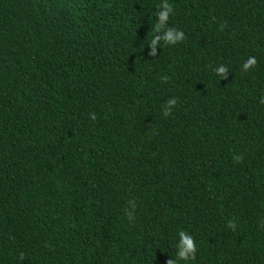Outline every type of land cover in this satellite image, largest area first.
Wrapping results in <instances>:
<instances>
[{"label":"trees","instance_id":"16d2710c","mask_svg":"<svg viewBox=\"0 0 264 264\" xmlns=\"http://www.w3.org/2000/svg\"><path fill=\"white\" fill-rule=\"evenodd\" d=\"M158 2L0 0V264H264V0Z\"/></svg>","mask_w":264,"mask_h":264},{"label":"clouds","instance_id":"9594fccd","mask_svg":"<svg viewBox=\"0 0 264 264\" xmlns=\"http://www.w3.org/2000/svg\"><path fill=\"white\" fill-rule=\"evenodd\" d=\"M157 11L154 13L156 17V22L153 27L152 37L150 40L149 46L151 47V53L154 55L156 51V45L161 42V40L165 41L168 44H176L177 42L183 41L184 32L182 30H175L172 27L167 26V22L170 19L171 14L174 12V6L170 2V0H159L156 4ZM257 60L255 57H249L242 65L244 70H248L250 67L255 65ZM216 74L222 79L225 78L228 74V69L225 66H219L215 69ZM166 79V77L164 78ZM176 105V100L171 98L167 101V105L163 107V115L167 117L172 108ZM241 159L240 156H234V160L239 161ZM59 220H69L71 218H76L77 212H69V211H56ZM127 212V210H126ZM63 214H66V217H63ZM129 220L132 219V214L127 213ZM63 227L71 232L72 228L70 223H61ZM229 228H234V223L232 221L228 222ZM179 240L177 243V252L176 256L179 260L188 261L194 260L195 254L197 252V245L194 240V237L185 231L181 230L178 232ZM168 264H174L171 259L168 261Z\"/></svg>","mask_w":264,"mask_h":264}]
</instances>
